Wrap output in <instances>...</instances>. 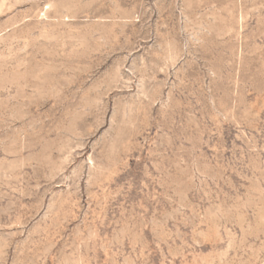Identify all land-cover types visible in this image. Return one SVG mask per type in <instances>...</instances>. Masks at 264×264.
<instances>
[{"label":"rangeland","instance_id":"rangeland-1","mask_svg":"<svg viewBox=\"0 0 264 264\" xmlns=\"http://www.w3.org/2000/svg\"><path fill=\"white\" fill-rule=\"evenodd\" d=\"M0 264H264V0H0Z\"/></svg>","mask_w":264,"mask_h":264}]
</instances>
